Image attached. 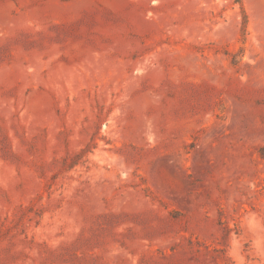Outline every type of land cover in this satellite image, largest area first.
<instances>
[{"label":"rangeland","instance_id":"rangeland-1","mask_svg":"<svg viewBox=\"0 0 264 264\" xmlns=\"http://www.w3.org/2000/svg\"><path fill=\"white\" fill-rule=\"evenodd\" d=\"M0 264H264V0H0Z\"/></svg>","mask_w":264,"mask_h":264}]
</instances>
